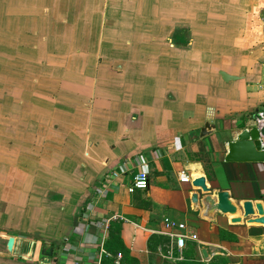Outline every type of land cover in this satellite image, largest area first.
I'll list each match as a JSON object with an SVG mask.
<instances>
[{
	"label": "crops",
	"instance_id": "obj_1",
	"mask_svg": "<svg viewBox=\"0 0 264 264\" xmlns=\"http://www.w3.org/2000/svg\"><path fill=\"white\" fill-rule=\"evenodd\" d=\"M4 48L34 60L20 90L40 140L12 166L0 159V199L8 189L22 212L0 228L15 237L12 251L0 240V264H115L112 234L138 264H175L165 217L197 234L194 262L264 264V224L208 213L192 184L264 208V162L224 160L228 129L264 113V0H0ZM137 170L148 188L128 192ZM48 189L60 198L44 204Z\"/></svg>",
	"mask_w": 264,
	"mask_h": 264
},
{
	"label": "rangeland",
	"instance_id": "obj_2",
	"mask_svg": "<svg viewBox=\"0 0 264 264\" xmlns=\"http://www.w3.org/2000/svg\"><path fill=\"white\" fill-rule=\"evenodd\" d=\"M2 50L3 53L0 51V144L2 147L0 150V159L6 158V161L12 166L14 165V157H21L20 152H27V154L30 155L32 153L31 146H37L36 143L40 140L39 133L37 134L34 132L31 134L27 131L28 127L31 126L30 121H36V118H34L36 113L33 112L34 109L32 110L30 96L25 95L24 90L21 91L22 87L24 89H30L31 87L30 82L32 75L29 76L28 74L32 69L34 60L30 53L18 54L9 51L8 48ZM21 56L26 58H21ZM255 113L256 112H253L254 116ZM41 137L48 138V136L43 133L41 134ZM38 153V148H35L33 156H38ZM8 167H10V165H8ZM13 170L14 169L12 168L9 172H12ZM1 192L0 228H2V231L9 229L15 231V226L18 227V224L22 220V212L16 209L20 208V206H17L19 202H14L16 198H14L8 189L5 191L2 190ZM52 193L54 192L50 189L45 192L43 197L44 204H50V201H55V198H52ZM54 194H56V200L60 198L58 192H55ZM255 224L259 225V223L256 222L249 225L256 226ZM0 240L5 241V238L0 237ZM43 246L45 247V245ZM190 247L194 248V245H190ZM186 258H189V256H186Z\"/></svg>",
	"mask_w": 264,
	"mask_h": 264
},
{
	"label": "water",
	"instance_id": "obj_3",
	"mask_svg": "<svg viewBox=\"0 0 264 264\" xmlns=\"http://www.w3.org/2000/svg\"><path fill=\"white\" fill-rule=\"evenodd\" d=\"M220 74L224 80L235 77L223 71H221ZM253 121L254 117L250 114L247 117L241 118L234 127L228 129V140L225 142V161L264 162V142L261 140L258 129L253 125ZM213 127V124L206 121L200 130L201 136L210 133ZM192 184L206 193L202 201L206 205L208 213L219 211L223 214H230L232 215L230 218L232 223L241 222L245 219L248 222L264 224V208L261 201L253 202L251 199H244L236 203L230 197L228 189L212 190L205 182L204 176L195 178ZM191 200L192 202H197V192L191 194ZM238 210L241 212V215H237ZM0 237L5 238L7 250L12 251L15 237L5 233H0ZM33 247L34 241H31L30 252ZM201 251L203 255L206 256L205 249L203 248ZM43 252H46V250L43 249ZM44 261L47 262V259L45 258Z\"/></svg>",
	"mask_w": 264,
	"mask_h": 264
},
{
	"label": "built area",
	"instance_id": "obj_4",
	"mask_svg": "<svg viewBox=\"0 0 264 264\" xmlns=\"http://www.w3.org/2000/svg\"><path fill=\"white\" fill-rule=\"evenodd\" d=\"M253 125L258 129L260 133L261 140L264 142V113H259L258 116L254 118ZM127 160L122 162L121 169L123 172L125 171V166L127 164ZM119 175L117 170H113L109 173L110 178H114ZM179 180L181 182H190L189 174L185 172V170H181L179 172ZM148 188V173L145 170H137L131 174V180L126 185V189L128 192H133L135 190H145ZM163 224L166 227V230L163 231L165 235L169 237V244L167 246V257L173 260H181L183 258V251L186 248L187 241L197 240V234L187 229L185 223L180 222L178 220L172 219L170 217H165L163 219ZM104 227H108V222H105ZM115 264H120V260L122 258V254L118 252L114 255Z\"/></svg>",
	"mask_w": 264,
	"mask_h": 264
},
{
	"label": "trees",
	"instance_id": "obj_5",
	"mask_svg": "<svg viewBox=\"0 0 264 264\" xmlns=\"http://www.w3.org/2000/svg\"><path fill=\"white\" fill-rule=\"evenodd\" d=\"M224 233H226V232L223 229H219L220 236L224 237ZM229 239L233 240L234 236H232V234H231ZM105 245L108 249H111L113 247V249L118 250L122 254L120 264H138L137 260L135 258L131 257L123 249V246H122L120 239L117 235L112 234V236H110V238L107 239ZM186 250H187V247L183 251V258L181 260H178L175 264H203V263L194 262V261L190 260L189 258H186L185 257V255H187ZM208 264H212V263H208Z\"/></svg>",
	"mask_w": 264,
	"mask_h": 264
},
{
	"label": "bare ground",
	"instance_id": "obj_6",
	"mask_svg": "<svg viewBox=\"0 0 264 264\" xmlns=\"http://www.w3.org/2000/svg\"><path fill=\"white\" fill-rule=\"evenodd\" d=\"M239 213H240V211L238 210L237 215H241V213L240 214Z\"/></svg>",
	"mask_w": 264,
	"mask_h": 264
}]
</instances>
